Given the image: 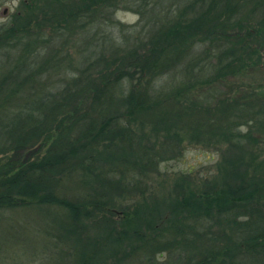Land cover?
Masks as SVG:
<instances>
[{
  "label": "trees",
  "instance_id": "trees-1",
  "mask_svg": "<svg viewBox=\"0 0 264 264\" xmlns=\"http://www.w3.org/2000/svg\"><path fill=\"white\" fill-rule=\"evenodd\" d=\"M121 9L142 26L117 19ZM262 64L264 0H19L0 26V216L59 208L77 235L99 212L115 230L100 218L131 202L124 214L149 210L138 198L188 126L224 148L219 171L198 191L177 188L150 226L122 221L129 241L112 264H264L252 161L264 152V91L234 83ZM149 123L169 132L143 143L137 127ZM94 255L67 251L69 264Z\"/></svg>",
  "mask_w": 264,
  "mask_h": 264
},
{
  "label": "rangeland",
  "instance_id": "rangeland-1",
  "mask_svg": "<svg viewBox=\"0 0 264 264\" xmlns=\"http://www.w3.org/2000/svg\"><path fill=\"white\" fill-rule=\"evenodd\" d=\"M18 3L19 0H0V26L10 21ZM116 18L129 25L142 26V23H139L140 15L131 9L118 10ZM236 79L238 81L234 82L235 85L243 84L244 87L246 83L252 82L258 84L259 91H264V64L252 74ZM223 90L225 91V89ZM238 92L237 90L236 95ZM137 128L143 143L156 142L157 139L160 141L164 137L163 134L169 132L162 128L157 130V127L151 123L146 127L139 126ZM193 130V127L188 126L180 130L183 141L179 146V154L175 158L164 161L160 166L161 172L152 173L148 177L149 187H151L149 191L153 194L148 192L149 195L143 198L140 196L138 199L139 201L144 198L149 199V210L136 216L124 214L122 211L129 212V208H132L133 202L129 201L130 204L126 210L117 209L113 211L114 213H107L100 218V221H105L106 216L111 215V218L107 217L109 224L115 225L117 230L106 227L105 223L102 225L97 220L99 215L96 213L99 212H92L90 219L85 220L81 229L83 234L77 235L66 231V229L63 230L64 224L62 226L55 215V212L59 214L61 211L59 208H52L53 210L51 208L48 210L47 207L10 210L0 216V264H69L71 256H67V251L72 250H82L88 257L96 252L93 264H103L105 257V261L112 264L114 258H112L111 252L124 245L127 247L129 241V238H125V235L120 236L118 232L122 221L128 219L126 225L132 228L134 226H150L151 215H159L160 211L166 210L171 199L175 197L177 188L184 186L185 191H198L199 188L205 187V184L209 185L213 176L219 171V165L223 161L224 148L201 142V139H198L197 136L195 138L191 133ZM261 154L263 155L259 157L257 155L252 160L255 165L253 172H255V176L264 178V152ZM152 199L160 201L156 202L155 210L151 207ZM51 210L54 212L51 213ZM141 233L143 232L141 231ZM109 235L111 236L106 238ZM121 237L122 242L118 244V239ZM134 257H136L135 264H146L144 255L137 254ZM166 258L171 259L168 254H166Z\"/></svg>",
  "mask_w": 264,
  "mask_h": 264
}]
</instances>
